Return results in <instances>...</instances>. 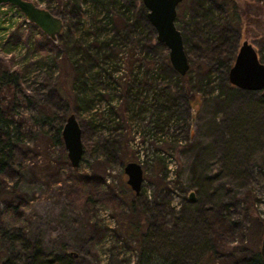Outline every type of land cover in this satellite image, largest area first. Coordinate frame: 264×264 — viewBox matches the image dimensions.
<instances>
[{
  "label": "rangeland",
  "instance_id": "374dc122",
  "mask_svg": "<svg viewBox=\"0 0 264 264\" xmlns=\"http://www.w3.org/2000/svg\"><path fill=\"white\" fill-rule=\"evenodd\" d=\"M27 1L63 21L54 46L71 50L57 59L52 47L55 72L34 69V57L48 51L43 33L7 5L0 8V69L23 75L34 69L33 79L0 97L25 135L1 180L0 264H31L35 247L60 264H138L141 251L142 263L151 257L155 264L249 259L259 232L255 219L264 223V97L232 86L228 73L244 40L264 64V37L251 36L258 26L249 24L244 34L247 9L254 21L264 0H182L176 25L189 70L181 77L141 0H118L129 19L120 33L115 11L106 18L90 0ZM205 9L214 14V30L203 24ZM77 95L90 104L77 105ZM164 100L170 108L163 113L178 124L161 131L152 117ZM47 109L58 119L37 125ZM71 114L84 150L76 169L63 142L50 140L53 126ZM128 163L143 170L137 206L148 225L141 235L124 173ZM197 200L210 223L196 213Z\"/></svg>",
  "mask_w": 264,
  "mask_h": 264
},
{
  "label": "trees",
  "instance_id": "16d2710c",
  "mask_svg": "<svg viewBox=\"0 0 264 264\" xmlns=\"http://www.w3.org/2000/svg\"><path fill=\"white\" fill-rule=\"evenodd\" d=\"M43 1V0H40ZM74 1V0H73ZM81 3L85 0H80ZM92 3V10L95 11V9L98 11H100L101 13H103V15L106 16V18L110 17L112 15V12L115 11V14L112 16H116L117 20L119 21L120 24V28L117 29V33H120L121 31L127 30L126 28L128 27V21L129 19H127V17H123L122 14V9H124V11L126 12L127 9L125 6H123L122 4H120V2L118 0H90ZM76 3H78V0H76ZM79 2V4H81ZM11 10L10 12H12V14L17 15V18H20L21 20H25L23 18V16L20 14V12L18 10H16L15 8L8 6ZM64 5H59V8H63ZM75 7V6H74ZM141 7H143L142 3H141ZM256 10L253 15H254V21H251L250 19V13L251 10L247 9V19L245 21V27H244V34L245 36H247L248 33V25L252 24L255 26H258L257 28H255L253 34L251 35L253 39H259L264 37V21L261 19L262 14H264V8L262 7H256ZM128 12V11H127ZM206 12V9H205ZM207 14L204 16V21H206V23H203L205 25V27H208V25H211L213 28V30L215 29L214 27V14L210 11L206 12ZM233 15L235 16V19L238 21L240 20V17L234 12ZM111 16V17H112ZM110 22V21H109ZM177 22V18L175 20V25ZM258 22H260V24H258ZM111 24H113V22H111ZM115 24V23H114ZM113 24V26H114ZM262 24V26H261ZM177 27V25H176ZM201 28L203 29V27L201 26ZM178 29V27H177ZM179 30V29H178ZM206 30V29H205ZM206 34L209 35V39H215L216 36L215 34H213L210 30H206L205 31ZM250 36V37H251ZM141 37V35H140ZM183 37V36H182ZM42 38L45 41V46L48 48V51L44 53L43 57H40L39 59L35 58V62H34V69L40 71V72H46V73H51V72H55V68L50 67L49 66V62H51L50 60H52V57L49 55L50 52H52L53 50L52 47H55L57 49L56 53H57V59L58 58H62L63 54H67L70 52V48L68 46H66V43L64 45H57L54 46V42L57 40L53 41L49 38H47L46 36H42ZM249 38V37H248ZM183 42L185 45V49H186V53H187V47L183 38ZM107 44L106 46H108L107 42H104L103 44ZM75 47V46H74ZM72 57H75L76 55L73 54L71 55ZM233 58V57H232ZM231 58V60H232ZM75 64L78 65V60H75ZM23 68L24 65H22ZM49 66V67H48ZM34 69H30L28 71H26V73H23L21 71H10L7 69H0V97L4 94H9V93H13L15 91H18L20 89L21 86V82L22 80H28V78L33 79V73L32 71ZM39 74V72H38ZM181 77V76H180ZM85 80V79H84ZM182 80H184V78H182ZM78 82V81H76ZM85 86V82L82 83ZM85 88V87H84ZM133 91L130 87L127 88V94L129 95H136L133 96V98L137 97L140 95L138 93H133ZM146 92V91H144ZM151 97V96H150ZM75 100L77 103V105L81 106V105H86L88 106L90 104V100H86L85 97H81L80 95H77L75 97ZM154 100H155V95H154ZM161 100V99H160ZM152 102V100H151ZM145 103L147 104V99L145 101ZM158 103V101H157ZM9 105H6L2 102H0V187H1V180L3 179L4 173L6 171V169L9 167L10 161H12V159L14 158V155L16 154V152L20 151L22 146L24 145V139H25V135L22 132L21 129V125L20 124H15V122L12 120V114L11 111L12 109L8 107ZM167 108H170L168 106V103L166 104L165 100L162 101V104L159 103V106L157 107V113L155 112V110L153 109V114L154 116L152 117V124L154 126V128H156V130H161L164 131L166 128H168L169 126L173 125V124H178V120L176 119V117L174 118L171 115H166L165 113H163V111H165ZM146 112L148 111L147 108L145 107ZM142 110V109H140ZM148 113V112H147ZM137 114V113H134ZM58 119L57 115L55 113V111L53 109H47L46 111H42L35 119V123L37 125H47V126H52V124L55 122V120ZM64 119V118H63ZM62 122L60 124H57L54 127V134L53 136L50 138L51 142L54 144H59L62 145V138H61V129H62ZM110 137L107 139H111V140H116L114 138H111V135H109ZM44 137H46L44 135ZM47 138V137H46ZM175 143V142H172ZM199 196V193H198ZM3 197V193H1V189H0V202H1V198ZM137 196L135 195V197H133L132 200V208L134 209V212H136V225L138 226L137 230L139 232V234H142V228L148 225V221H145V219L140 215V211L138 210V206H137ZM195 211L196 213H198L200 215V218H203L204 221L210 223L211 219H210V214L208 213L207 210H205V208L203 206H201L199 200H197L196 205H195ZM255 221L258 223L259 225V232L256 235V241L254 244V249L251 251V256L249 259H241L240 261H235V262H231V263H225V264H263L262 261V257L260 254V245H261V239H262V235L264 232V223L258 221L257 219H255ZM212 222L214 223V221L212 220ZM144 224V225H143ZM211 229H213L211 227ZM142 253V254H141ZM141 258L138 259L137 263L138 264H155L154 261L152 260V258H148L142 263V256H143V252L141 251ZM215 254H217L216 252L212 253V256ZM211 259V258H210ZM210 259H205L204 261H199L195 264H212ZM31 260V264H60V259L59 258H55L53 260H50L46 257L45 253H43V251L40 248L35 247L33 249V252L31 254L30 257ZM5 264H16L15 262L12 261H7ZM167 264H176V262H169Z\"/></svg>",
  "mask_w": 264,
  "mask_h": 264
},
{
  "label": "water",
  "instance_id": "95a60500",
  "mask_svg": "<svg viewBox=\"0 0 264 264\" xmlns=\"http://www.w3.org/2000/svg\"><path fill=\"white\" fill-rule=\"evenodd\" d=\"M146 9V18L156 33V40L168 50V59L173 70L184 76L189 63L183 37L175 25L177 8L182 0H141ZM11 6L18 10L24 19L36 26L44 36L55 41L63 29V21L49 11L27 0H0V6ZM229 83L243 91L261 92L264 97V64L259 60L256 49L244 40L239 47L233 66L228 73ZM61 138L67 158L73 169L79 167L84 150L82 132L74 114L67 116L61 129ZM127 185L136 196L140 194L143 170L136 163H128L124 168ZM260 254L264 264V232Z\"/></svg>",
  "mask_w": 264,
  "mask_h": 264
},
{
  "label": "built area",
  "instance_id": "2783aa9c",
  "mask_svg": "<svg viewBox=\"0 0 264 264\" xmlns=\"http://www.w3.org/2000/svg\"><path fill=\"white\" fill-rule=\"evenodd\" d=\"M0 8H3V6H1ZM15 15V14H14ZM25 24H29L26 20H24Z\"/></svg>",
  "mask_w": 264,
  "mask_h": 264
}]
</instances>
